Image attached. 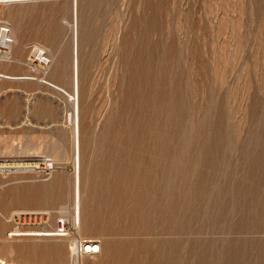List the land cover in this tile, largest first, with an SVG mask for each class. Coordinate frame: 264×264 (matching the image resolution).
I'll return each mask as SVG.
<instances>
[{"label": "rangeland", "instance_id": "rangeland-1", "mask_svg": "<svg viewBox=\"0 0 264 264\" xmlns=\"http://www.w3.org/2000/svg\"><path fill=\"white\" fill-rule=\"evenodd\" d=\"M73 1L0 2V34L8 28L10 35L9 48L0 45V73L32 76L0 75V157L25 165L38 159V167L0 166V257L14 264H37L34 258L45 257L57 264H110L115 242L126 237L114 231V207L115 216L119 211L128 224L125 216L142 183L162 178L160 171L147 174L149 164L130 167L129 153L140 151L136 144L142 138L147 143L163 137L174 147L186 140L184 158L177 150V158L161 159L173 170L165 188L179 195L183 187L185 195L166 196L156 208L149 200L147 207L156 216L155 230L172 237L183 233L178 263L187 264L192 246L208 245L218 252L217 260L232 251L240 264H264V0H78L77 16ZM77 27L79 230L70 213L76 139L68 115ZM37 46L44 48L42 56L33 52ZM184 169L183 181L177 173ZM26 212H45L46 221L14 219ZM61 222L69 226V235H16L17 230H54ZM87 238L98 240L100 251L74 257L73 239Z\"/></svg>", "mask_w": 264, "mask_h": 264}, {"label": "bare ground", "instance_id": "bare-ground-1", "mask_svg": "<svg viewBox=\"0 0 264 264\" xmlns=\"http://www.w3.org/2000/svg\"><path fill=\"white\" fill-rule=\"evenodd\" d=\"M0 2L4 3L5 1L4 0H0ZM15 2V1H14ZM7 3V2H6ZM73 11H74V14H76L77 16V11H78V0H74L73 1ZM76 33H75V36H74V44H73V92L70 93L68 92L69 96L71 97L70 99L73 101V108L71 109L72 111L69 112V118L73 121V125H74V136H75V139H76V145H75V170H76V174H75V178H74V183H75V189H74V203L72 204V211L70 212L71 215H72V220H73V224L75 226V229L79 230L81 229V216H82V196H81V157H82V147H81V125H80V122H81V107H80V67H81V64H80V43H79V36H78V27L76 29ZM9 32H5V31H2V33L0 34V45L1 46H9L10 43L8 42L7 38H9ZM11 38V37H10ZM9 48V47H8ZM33 52H36V54L38 53L39 55L41 54H44L45 51H44V48L41 46H37L36 47V51L33 50ZM5 56V55H4ZM42 56V55H41ZM40 57V56H39ZM8 58V57H7ZM43 59H46V57H42ZM48 58V57H47ZM48 60V59H47ZM44 62V61H43ZM47 63V62H46ZM179 72V71H178ZM140 73V72H139ZM167 73V72H165ZM0 75H3V76H6V77H11V78H30L32 76L30 75H9V74H3V73H0ZM170 76V75H169ZM143 77V76H142ZM140 78V77H139ZM138 80V79H137ZM47 81V80H46ZM140 81V80H139ZM189 81V80H188ZM48 84H50L51 86L54 87V89H56L57 91H63V88L57 84H54V83H51L48 81ZM153 85V84H152ZM141 88V87H140ZM155 89V86L153 87ZM152 88V89H153ZM149 89V88H148ZM151 89V90H152ZM149 90V92L151 91ZM157 90V89H156ZM166 90V89H165ZM154 91V90H153ZM152 91V94H154ZM64 93V92H63ZM136 93V91L134 92ZM151 93V92H150ZM161 93V92H160ZM61 94V93H60ZM134 95V94H133ZM155 95V94H154ZM150 96V95H149ZM152 96V95H151ZM156 100V99H155ZM159 100V99H158ZM67 102V101H66ZM163 102V101H162ZM165 102V101H164ZM161 103V102H160ZM163 105V103H162ZM168 107V106H166ZM170 109V108H168ZM174 109V107H173ZM177 110V109H176ZM166 111V110H165ZM172 111V109H171ZM180 111V110H179ZM65 112V111H64ZM158 113V112H157ZM168 113V111H167ZM170 113V111H169ZM175 113V112H174ZM186 113V112H185ZM172 114V113H171ZM172 116V115H171ZM186 117V116H185ZM170 118V117H169ZM175 119V118H174ZM170 121V120H169ZM174 122V121H173ZM172 123V121H171ZM183 123V122H182ZM129 133V132H128ZM152 134V133H151ZM159 134V133H158ZM164 134V133H163ZM167 134V133H165ZM164 134V135H165ZM190 134V133H189ZM120 135V134H119ZM122 135V134H121ZM124 135V134H123ZM150 135V134H149ZM148 135V136H149ZM161 135V134H160ZM160 135H159V138H160ZM162 135V136H164ZM169 135V134H168ZM179 135V134H178ZM240 135V134H239ZM128 135L125 134V137L127 138ZM148 136L145 135V138L147 137L148 139ZM158 136V135H157ZM167 136V135H166ZM170 136V135H169ZM181 136V135H180ZM122 137V136H121ZM130 137V136H129ZM140 137V136H139ZM143 137V135L141 136ZM141 137L139 139H141ZM151 137V135H150ZM149 137V138H150ZM171 137V136H170ZM124 138V137H123ZM126 138H124L123 140H125ZM155 138V137H154ZM168 138V136H167ZM166 138V139H167ZM173 138V136H172ZM120 140L122 138H119ZM129 139V138H128ZM138 139V140H139ZM156 139V138H155ZM178 139V138H177ZM182 139V138H181ZM184 139V138H183ZM182 139V140H183ZM182 140H178L177 142L181 144H177V146L179 147H174L175 145L173 143H176V142H173L175 140H171L173 143L172 146H170L168 140H165V138L162 137V139H157V140H149L150 142H147L146 143V139L144 140V138H142L139 142H137V139H136V142L139 147L140 145V151L138 150V153L137 151H133V153H129L130 155V159L128 158V161H126L128 163V165L130 167H135V165L137 164H140V163H143V165L145 164H149V167H148V170H147V174L152 172V170H154L155 172V175L159 172L162 176V178H158V176L152 178V183L150 185L148 184H145L144 182L142 183V189L140 190V192H138L136 195H134V197H136V202L135 203V206L132 208L131 212L128 211L127 214H129L128 216H125L127 219H128V224H123V219L124 217L122 218L120 216L121 213H119L118 211V216H115L117 215V211H116V207H114V205L116 203H114L113 201V207L115 209L114 212L111 213V215L108 213H106L108 216L110 215V217H107V218H110L111 221H115V224L116 226H114V231L116 232V234H118V236L121 234H123L124 236H126L125 238L122 237V240H115V246H114V252L116 253L115 255V259L110 263V264H179L178 263V260H179V257H180V248H179V244L181 243V239H182V234H181V231L180 233H178V235L176 237H172V235L170 234H166V232H159L157 230H155L153 228V226L151 227V223H156V216L152 215L153 213H151L152 209L149 210L150 206L149 205V208L147 207V205L149 204L147 201L149 200H152V202H154V206L155 208L157 206H160V202H161V199L162 198H166V196H170V198H176L177 196L179 197V195H185L183 194V187L181 191H179V195L176 194V192L172 190H167V188H165V184H164V181L166 179H169V177L172 175L173 173V170H170V166L166 163H164V161H161V159L163 158H174V157H178L176 155H174V153L178 150L181 154V156L184 158L185 155L187 154V150L185 151V146L184 145V141ZM117 141V140H116ZM122 141V140H121ZM126 141V140H125ZM143 141V142H142ZM148 141V140H147ZM189 141V140H188ZM85 142V141H84ZM111 142V141H110ZM113 142V140H112ZM111 142V143H112ZM123 142V141H122ZM135 142V143H136ZM191 142V141H190ZM114 143V142H113ZM121 143V142H120ZM139 143V144H138ZM189 143V142H188ZM187 143V145H188ZM126 147V144L123 143ZM186 144V143H185ZM116 145V144H115ZM112 146V144H111ZM130 146V145H129ZM110 147V146H109ZM131 147V146H130ZM136 147V148H138ZM116 148V147H115ZM122 149V148H121ZM121 149H119V153L121 151ZM132 149V148H131ZM109 150V149H108ZM117 150V149H116ZM124 150V148H123ZM122 150V151H123ZM175 151V152H174ZM107 153H109V151H106ZM128 152V151H126ZM144 152V153H143ZM202 152V151H201ZM116 153V152H115ZM177 153V152H176ZM122 156L124 155L125 156V153H121ZM120 154V156H121ZM128 154V153H127ZM141 154V156H140ZM194 154V153H193ZM109 157H110V153L108 154ZM189 155V154H188ZM205 155V154H204ZM37 156V155H36ZM107 156V155H106ZM127 156V155H126ZM198 156V155H197ZM113 157V156H111ZM119 157V155L117 156ZM182 157H179V158H182ZM189 157V156H187ZM192 157V156H191ZM113 158H116V157H113ZM121 158V157H120ZM38 160L36 158H33L32 161H28L25 165V163H22L21 161H16L17 159H10V158H1L0 157V166H15V167H30V166H37L38 162L35 161V160ZM40 159V158H39ZM105 159V158H104ZM103 159V160H104ZM209 159V157L207 158ZM20 160V159H19ZM31 160V159H30ZM116 160H119L118 158H116ZM122 160V159H121ZM127 160V159H126ZM187 161V159H185ZM107 161V160H106ZM109 161V160H108ZM115 161V160H114ZM185 161V162H186ZM191 161V160H190ZM26 162V161H25ZM146 162V163H145ZM164 163V164H161V163ZM183 162V161H182ZM193 162V161H192ZM103 163V161H102ZM108 162H106L105 164H107ZM116 163H119V162H116ZM115 163V164H116ZM123 163V162H122ZM120 164L121 166L123 164ZM125 163V161H124ZM37 164V165H35ZM104 164V163H103ZM173 164V163H172ZM97 165V164H96ZM101 165V162L100 164ZM99 165H97L99 167ZM127 165V166H128ZM162 165V166H161ZM187 165V164H186ZM102 166V165H101ZM105 166V165H103ZM107 166V165H106ZM105 166V167H106ZM109 166V165H108ZM113 167V165H111ZM110 166V167H111ZM151 166V167H150ZM154 166V167H153ZM156 166V168H155ZM38 167V166H37ZM97 167V168H98ZM120 167V166H119ZM129 167V168H130ZM33 168V167H32ZM115 168V167H114ZM113 168V169H114ZM117 168V167H116ZM131 168V169H132ZM161 168V169H160ZM187 168V167H186ZM109 169V167H108ZM112 169V168H111ZM121 169V167H120ZM134 169V168H133ZM160 169V170H159ZM104 170V169H102ZM130 170V169H128ZM140 170H143L144 169H140ZM120 171V170H119ZM125 171V170H124ZM131 171V170H130ZM129 171V172H130ZM135 171V170H134ZM142 171V173H143ZM178 171V170H177ZM199 171V170H198ZM122 172H123V169H122ZM126 172V171H125ZM180 174L177 173V175H181L182 176V179L183 181L186 180L187 176H186V170H182L180 171ZM201 172V171H200ZM99 173V172H98ZM131 173V172H130ZM141 173V172H140ZM152 172V175L154 174ZM176 173V171L174 172ZM191 173V172H189ZM124 174V173H123ZM132 174V173H131ZM133 174L135 175V173L133 172ZM132 174V175H133ZM147 174H143V176L145 175V179H147ZM187 174H188V171H187ZM200 174V173H199ZM126 175H129L126 173ZM131 175V176H132ZM138 175V174H137ZM141 175V174H140ZM149 175V174H148ZM205 175V174H204ZM99 176V175H98ZM141 177L140 179L144 178V177ZM176 176V174H175ZM196 176V175H195ZM124 177V176H123ZM137 177V176H136ZM192 177V176H191ZM204 177V176H203ZM127 178V177H126ZM135 178V176H134ZM150 178V177H149ZM172 178V177H171ZM196 178V177H195ZM108 179V178H107ZM131 179V178H130ZM136 179H139V178H136ZM160 179V180H159ZM111 180V179H110ZM109 180V181H110ZM118 180V179H117ZM108 181V182H109ZM139 181L140 183V180H137ZM148 181V180H146ZM151 181V180H150ZM200 181V179H199ZM198 181V182H199ZM134 182V180H133ZM168 182V181H167ZM113 183V182H111ZM201 183V181H200ZM133 185V183H130ZM141 184V183H140ZM171 184V183H170ZM198 184V183H197ZM43 185V184H42ZM110 185V184H109ZM123 185V184H122ZM162 185V186H161ZM180 185V184H179ZM188 185V184H187ZM192 185V184H191ZM190 185V186H191ZM135 186V185H134ZM133 186V187H134ZM139 186V185H137ZM139 186V188L141 187ZM164 186V187H163ZM197 186V185H196ZM200 186V185H199ZM202 186V184H201ZM96 187V186H95ZM130 187V186H128ZM136 187V186H135ZM187 188V187H186ZM185 188V189H186ZM189 188V187H188ZM187 188V189H188ZM192 188V187H191ZM195 189V188H194ZM193 189V190H194ZM191 190V189H189ZM191 190V192L193 191ZM199 190V189H198ZM188 191V190H187ZM197 191V190H196ZM195 191V192H196ZM125 192V191H124ZM124 192H123V195H124ZM127 192V190H126ZM125 192V193H126ZM129 192V191H128ZM132 193V192H131ZM130 193V194H131ZM134 194V193H132ZM121 195V194H120ZM121 195L122 199L124 198V196ZM193 195V194H192ZM197 195V193H196ZM199 195V194H198ZM127 196H129L127 194ZM114 197V195H113ZM131 197V196H130ZM185 197V196H184ZM116 198V196H115ZM128 198V197H127ZM174 198V199H175ZM113 199V198H112ZM111 199V200H112ZM120 199V200H122ZM125 199V198H124ZM123 199V200H124ZM132 200H134L133 198H130ZM178 199V198H176ZM169 200V199H168ZM127 201V200H125ZM178 201V200H177ZM118 202V201H117ZM123 202V201H122ZM121 202V203H122ZM150 202V201H149ZM88 202H85V204L87 205ZM123 204V203H122ZM151 204V203H150ZM178 204V203H177ZM90 205V203L88 204ZM112 205V203H111ZM133 205V204H132ZM168 205V204H167ZM172 205V204H171ZM182 205V204H181ZM105 206V205H104ZM119 206V204L117 205ZM122 206V205H120ZM153 206V207H154ZM176 206V205H175ZM174 206V207H175ZM93 207V206H91ZM146 207L148 208V210L146 209ZM171 207V206H170ZM185 207V206H183ZM182 207V208H183ZM64 208V212H65V207ZM124 208V205L123 207ZM127 208V207H126ZM130 208V209H131ZM160 208V207H159ZM158 208V210H159ZM181 208V207H180ZM93 208L90 209L89 207V210H92ZM112 209V208H111ZM169 209V208H168ZM86 209H84L85 211ZM88 210V211H89ZM122 210V209H121ZM127 210V209H126ZM171 210V209H170ZM85 212V213H90L91 212ZM156 210L154 209V212ZM94 213V211H93ZM159 213V212H158ZM182 213V212H180ZM96 214V212H95ZM99 215H101L100 213H97ZM156 214V213H154ZM88 215V214H87ZM93 215V214H91ZM89 215V216H91ZM172 215V214H171ZM102 216V215H101ZM105 216V215H104ZM161 216V215H160ZM174 216V215H173ZM96 217V216H95ZM98 217V216H97ZM184 217V216H183ZM94 218V217H93ZM159 218V217H158ZM161 218V217H160ZM166 218V217H165ZM61 219V218H60ZM59 219V220H60ZM77 219L79 220V222L77 223ZM89 219V218H88ZM92 219V218H91ZM98 219V218H96ZM126 219V221H127ZM93 220V219H92ZM92 220H88V223L89 224H93V221ZM105 220V219H104ZM109 220V219H108ZM175 220V219H174ZM61 221V220H60ZM100 221V220H99ZM159 221V219H158ZM162 221V220H160ZM174 222V221H173ZM176 222V221H175ZM87 223V224H88ZM98 223V222H96ZM162 223V222H161ZM172 223V222H171ZM114 224V225H115ZM163 224L164 221H163ZM173 224V223H172ZM177 224V223H176ZM155 225V224H153ZM157 225V224H156ZM161 225V224H160ZM88 226V225H87ZM96 226V225H95ZM181 226V224H180ZM90 227L92 228V226L90 225ZM151 227V228H150ZM156 227V226H154ZM163 227V225H162ZM172 227V226H171ZM153 228V229H152ZM113 229V228H112ZM161 230V229H160ZM178 230V229H177ZM17 234L16 235H34V236H54V235H59L57 232L55 231H52V230H43V229H27V230H17ZM171 231V229H170ZM174 232V231H173ZM184 232V231H182ZM170 233V232H169ZM177 233V231H176ZM124 238V239H123ZM95 239V238H94ZM94 239H82L81 242H80V245L82 246L83 249H85V247L89 248L90 246V243L92 240ZM234 239V238H233ZM235 241V240H234ZM253 241V240H252ZM186 242V241H185ZM193 242V241H192ZM205 244V243H204ZM227 244V243H226ZM232 244V243H231ZM231 244H230V247H231ZM234 244V243H233ZM52 245V244H51ZM57 245V244H55ZM204 246V245H203ZM199 247L198 249H196L195 247L192 246V249L189 251V254L186 255L187 258H186V263L187 264H240V261H241V257L240 259H238L239 257L238 256V252L237 253H234L232 251H227V253L223 256V259H218L217 260V254L218 252L215 253L211 251V249L209 250L208 248V245L205 246V247ZM242 246H244L242 244ZM241 246V247H242ZM45 247V246H44ZM55 248L57 246H54ZM54 247H52V249H54ZM71 247V246H70ZM78 247H79V242L78 240L76 239H73V243H72V251H74L76 253V251L78 250ZM208 247V248H206ZM229 247V246H228ZM228 247H226L228 249ZM233 247V246H232ZM231 247V248H232ZM236 248H238L236 245H235ZM241 247L239 246V248L241 249ZM36 248V247H35ZM47 248V247H46ZM45 248V249H46ZM230 248V249H231ZM100 249H101V246H100ZM214 249V248H213ZM233 249V248H232ZM239 249V250H240ZM49 250V249H48ZM264 250V249H263ZM183 251V249H182ZM234 251V250H233ZM236 252V251H235ZM186 253V252H185ZM182 254V253H181ZM74 255V253H73ZM240 255V254H239ZM34 256V255H33ZM74 257H77V255L75 254ZM185 257V256H184ZM216 257V258H215ZM222 257V256H220ZM56 258V257H55ZM33 259V258H32ZM181 259V258H180ZM37 264H57L59 263L58 261H52L50 260V257L49 259H47L46 257L45 258H41V259H36L34 258L33 259ZM77 260V259H75ZM239 260V261H238ZM11 262V261H10ZM183 263V262H181ZM244 263V262H242ZM0 264H14V263H9L5 258L3 257H0Z\"/></svg>", "mask_w": 264, "mask_h": 264}, {"label": "built area", "instance_id": "built-area-1", "mask_svg": "<svg viewBox=\"0 0 264 264\" xmlns=\"http://www.w3.org/2000/svg\"><path fill=\"white\" fill-rule=\"evenodd\" d=\"M2 30L5 32H9L8 28H3ZM46 216L47 215L45 212L42 213L26 212L24 214H20L19 217L17 218L15 217L14 219L22 223L30 224V223H34L35 219H43L44 221H46ZM52 231L57 232L59 235H69V226L64 222H61V224H59L58 227L54 228V230ZM78 242H79V248L75 253L76 255L96 254L100 251L101 244L98 240H92L89 248L85 247V249H83L82 246L80 245L81 240Z\"/></svg>", "mask_w": 264, "mask_h": 264}, {"label": "water", "instance_id": "water-1", "mask_svg": "<svg viewBox=\"0 0 264 264\" xmlns=\"http://www.w3.org/2000/svg\"><path fill=\"white\" fill-rule=\"evenodd\" d=\"M5 2H14V1H22V0H4Z\"/></svg>", "mask_w": 264, "mask_h": 264}]
</instances>
